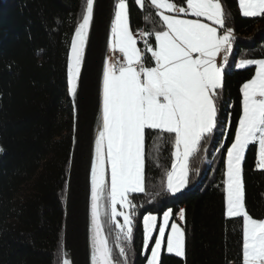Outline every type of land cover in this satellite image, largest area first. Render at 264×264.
<instances>
[{"label":"trees","instance_id":"trees-1","mask_svg":"<svg viewBox=\"0 0 264 264\" xmlns=\"http://www.w3.org/2000/svg\"><path fill=\"white\" fill-rule=\"evenodd\" d=\"M187 7L186 0H167ZM233 43L216 101L217 127L191 158L189 183L176 196L166 191L174 146L168 134L145 133V191L130 194L132 238L118 240L110 218L105 233L116 264H146L143 216L173 219L184 209L186 256L163 253L161 264H242V217L225 214V163L242 111L241 87L255 67L237 69L241 59H264V17H243L236 0H220ZM126 0L133 30L147 34L148 49L163 22L144 0ZM86 0H0V264H62L66 179L72 146V107L67 93V62L72 35ZM224 29L220 32L223 33ZM139 49L142 44L138 43ZM257 145L242 166L246 209L264 219V170L256 167ZM102 209V208H101ZM113 222V223H112Z\"/></svg>","mask_w":264,"mask_h":264},{"label":"snow or ice","instance_id":"snow-or-ice-1","mask_svg":"<svg viewBox=\"0 0 264 264\" xmlns=\"http://www.w3.org/2000/svg\"><path fill=\"white\" fill-rule=\"evenodd\" d=\"M141 5V0H135ZM163 22L155 33V47L148 49L154 66L145 67L130 34L126 0L115 5L112 44H118L126 63L116 67L106 64L100 129L95 139V157L91 167L92 217L94 224L92 264H116L112 249L103 235L100 202H110V218L123 215L117 223V239L132 238V215L120 213L117 205H133L129 195L144 192L145 133L168 134L174 151L170 170L166 171V191L175 196L189 183V165L210 137L218 118V89L223 86L224 66L233 43V30L225 28V14L220 0H186L187 7L176 9L167 0H151ZM245 17H264V0H239ZM94 0H86L82 22L75 29L68 56V92L75 96L84 60L88 29L93 18ZM176 11L180 15L165 14ZM193 18H186V17ZM207 21V22H205ZM210 22V23H209ZM224 29L223 34L218 27ZM224 53V63L217 56ZM134 65H138L134 66ZM255 66V74L243 83L242 111L234 140L227 148L224 179L225 214L242 217V264H264V219L253 218L246 209L242 183V162L250 145H258L256 167L264 169V59H241L236 67ZM172 209L163 213L151 256L147 264H161V251ZM107 215V212H105ZM184 220V209L178 213ZM157 217L143 216L144 248L148 249ZM167 235L166 251L176 257L186 256L183 227L173 222ZM125 257V248L117 244ZM64 264H68L67 261Z\"/></svg>","mask_w":264,"mask_h":264},{"label":"water","instance_id":"water-1","mask_svg":"<svg viewBox=\"0 0 264 264\" xmlns=\"http://www.w3.org/2000/svg\"><path fill=\"white\" fill-rule=\"evenodd\" d=\"M117 2L94 0L93 18L74 97L68 92L67 79V93L72 107V146L64 200L62 264L65 261L68 264H92L93 237L90 238V234L94 236V224L91 167L101 123L103 70L109 55ZM74 34L75 31L71 42ZM70 51L71 43L69 54ZM103 235L106 237L104 229Z\"/></svg>","mask_w":264,"mask_h":264},{"label":"rangeland","instance_id":"rangeland-1","mask_svg":"<svg viewBox=\"0 0 264 264\" xmlns=\"http://www.w3.org/2000/svg\"><path fill=\"white\" fill-rule=\"evenodd\" d=\"M144 0H141V5H138L137 6L140 8V9H143L144 7ZM137 46V45H136ZM247 67H250V66H246L244 68H247ZM255 67V66H254ZM244 68H238L237 69H244ZM247 151V150H246ZM246 155V153H245ZM244 162V161H243ZM243 162H242V166H243ZM185 191V189L181 192L183 193ZM181 193H178L177 195L181 194ZM134 194V193H133ZM176 196V195H175ZM102 208V209H101ZM117 211L120 212V213H129L130 212V209L127 208V206L125 207H121L119 204L117 205ZM105 212H107V215H105ZM100 218H101V222H102V225H103V229L105 227V225L107 224V222H109V218H110V213H111V206H110V202L106 199L102 200L101 203H100ZM157 217V222H156V229L152 232L151 236H152V239L149 241V246L151 245V243L153 242L154 238H156L158 236V230H159V226L160 224L163 222V215L161 217L155 215ZM111 219V218H110ZM112 220V219H111ZM114 223H119V224H123V215H119L116 217L115 220H112ZM112 222V223H113ZM177 223L178 225H180L181 227H183V224H184V220H180L179 219V216L177 215V218L173 219V217L171 216L170 219H169V226L166 228V234H165V241H164V245L162 247V251H161V255L163 253H166L167 255H171V256H175L174 254H170V253H167L166 251V241H167V235L170 233V225L171 223ZM184 229V228H183ZM104 232H105V229H104ZM106 235V233H105ZM107 238V236H106ZM108 241V240H107ZM109 245V243H108ZM154 246V244H153ZM149 248V247H148ZM148 249H145L144 248V254H146ZM151 256V252L149 254V257L150 258ZM176 257V256H175ZM161 258V257H160ZM181 258V257H179ZM147 264V263H146Z\"/></svg>","mask_w":264,"mask_h":264},{"label":"crops","instance_id":"crops-1","mask_svg":"<svg viewBox=\"0 0 264 264\" xmlns=\"http://www.w3.org/2000/svg\"><path fill=\"white\" fill-rule=\"evenodd\" d=\"M237 1V3H238V9H239V12H240V14H241V9H240V4H239V0H236ZM168 2V1H167ZM169 3H171V2H169ZM145 4V3H144ZM152 4V3H151ZM153 6V5H152ZM154 7V6H153ZM144 8V7H143ZM154 9H155V7H154ZM156 10V9H155ZM157 11V10H156ZM161 11H164L165 12V14H170V15H180L181 16V18H185V17H183L182 16V14H178V13H175L174 11L173 12H171V13H169V12H167L166 10H161ZM242 15V14H241ZM243 16V15H242ZM243 17H245V16H243ZM186 18H193V17H191V16H189V17H186ZM251 18V17H250ZM205 22H207V21H205ZM210 23V22H209ZM218 27V26H217ZM129 29H130V34L133 36V39L135 40V42H136V47H137V50L139 51V54H140V56H141V53H140V49H139V47H138V43H139V36L137 35V30H133L132 28H131V26H130V22H129ZM220 28L218 27V32L220 33V34H223V33H221L220 32ZM146 36H147V34H146ZM154 39H155V36H154ZM111 40H112V37H111V39H110V46H109V55H108V59H107V64H110V65H114V56H113V53L115 52V51H120V47H119V45L118 44H116V45H114V44H112V42H111ZM155 47V46H154ZM121 52V51H120ZM150 52V51H149ZM123 53V52H122ZM124 54V53H123ZM151 54V53H150ZM220 55V54H219ZM219 55L217 56V63H218V57H219ZM124 56H125V54H124ZM125 60H126V56H125ZM153 60V59H152ZM153 66H154V61H153ZM219 90V89H218ZM257 149H258V145H257ZM257 157H258V152H257ZM225 169H226V163H225ZM259 170H264V169H259ZM185 190H186V188H185ZM140 193H142V192H140ZM134 194H139V193H134Z\"/></svg>","mask_w":264,"mask_h":264},{"label":"built area","instance_id":"built-area-1","mask_svg":"<svg viewBox=\"0 0 264 264\" xmlns=\"http://www.w3.org/2000/svg\"><path fill=\"white\" fill-rule=\"evenodd\" d=\"M176 9H178V7H176ZM144 33H145V31H144L143 27L139 28L137 30V34L141 37V41H142L143 45L145 44V35H144ZM227 56L229 58V53L227 54ZM141 57H142V60L139 63H142L143 66L147 67L146 61H145V54H144L143 50H142V53H141ZM223 57H224V53L222 52V53H220V55L218 57V63H221V64L224 63ZM114 62H115V66L116 67H119L120 65L125 64L126 61H125L124 55L121 52H119V51H115L114 52ZM227 62H228V59H227ZM134 66L138 67V65H134Z\"/></svg>","mask_w":264,"mask_h":264},{"label":"bare ground","instance_id":"bare-ground-1","mask_svg":"<svg viewBox=\"0 0 264 264\" xmlns=\"http://www.w3.org/2000/svg\"><path fill=\"white\" fill-rule=\"evenodd\" d=\"M138 30V29H137ZM137 32V31H136ZM113 56H114V53H113ZM114 66H115V62H114ZM93 237V235L92 234H90V238H92Z\"/></svg>","mask_w":264,"mask_h":264}]
</instances>
